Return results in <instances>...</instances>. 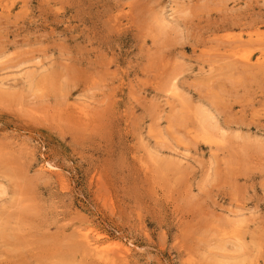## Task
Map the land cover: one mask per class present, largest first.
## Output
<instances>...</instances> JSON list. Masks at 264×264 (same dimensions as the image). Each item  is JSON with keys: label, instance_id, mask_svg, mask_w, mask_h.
Returning <instances> with one entry per match:
<instances>
[{"label": "rangeland", "instance_id": "1", "mask_svg": "<svg viewBox=\"0 0 264 264\" xmlns=\"http://www.w3.org/2000/svg\"><path fill=\"white\" fill-rule=\"evenodd\" d=\"M87 237L264 264V0H0V264Z\"/></svg>", "mask_w": 264, "mask_h": 264}, {"label": "bare ground", "instance_id": "2", "mask_svg": "<svg viewBox=\"0 0 264 264\" xmlns=\"http://www.w3.org/2000/svg\"><path fill=\"white\" fill-rule=\"evenodd\" d=\"M198 7V6H197ZM172 9V8H171ZM170 15V14H169ZM162 16V15H161ZM163 18V17H162ZM164 20V19H163ZM163 20H162V24L163 25H165L164 24V22H163ZM167 20V19H166ZM165 20V21H166ZM168 21V20H167ZM159 27V26H158ZM161 28V27H160ZM181 29V28H180ZM158 33V32H157ZM248 59V58H247ZM245 60V59H244ZM248 61V60H247ZM252 62V61H251ZM250 63V62H249ZM241 64V63H240ZM172 83H174V82H172ZM176 85V84H175ZM170 86V85H169ZM171 86H173V85H171ZM174 87V86H173ZM177 87V86H176ZM174 89V88H173ZM179 89V88H178ZM172 90V89H171ZM174 91H176L175 89H174ZM173 91V92H174ZM172 92V91H171ZM178 92V91H177ZM181 92V91H180ZM175 93V92H174ZM87 107V106H86ZM80 109V108H79ZM82 109V108H81ZM76 111V113L78 112L77 111V109L75 110ZM84 111V110H83ZM86 112V111H85ZM85 112H84V115H86L85 114ZM87 113V112H86ZM77 114H80V111L77 113ZM81 115V114H80ZM205 121V120H204ZM203 121V122H204ZM207 121V120H206ZM202 122V123H203ZM213 127V126H212ZM218 131H219V129H218ZM220 131H221V128H220ZM226 131V130H225ZM220 135V134H219ZM224 138V137H223ZM222 139V138H221ZM224 140V139H223ZM240 218V217H239ZM239 224V223H238ZM86 236H87V234H86ZM86 236H83V237H86ZM86 242H85V244L86 245H88V248L90 249V251L91 252H93L95 255H97V256H99L101 259H103V260H106V263L108 264V262H107V260L108 261H113V259L115 258V255H112L111 256V254H109V255H104L103 253L104 252H102V250L103 251H105L104 249H103V247H102V250H101V245L97 242V241H93V240H90V238H86ZM56 245V244H55ZM114 247H115V249H117L116 251H117V253H116V255L118 254V255H120L121 256V258H122V256H126L127 254H128V252H130V249L128 250V247H124L123 245H121V244H119V243H116V244H114ZM82 249V248H81ZM76 250V249H75ZM79 251V250H78ZM82 251V250H81ZM84 252V251H83ZM86 252V251H85ZM109 252V251H108ZM91 255H93V254H91L90 253V255L88 254V256H91ZM129 255V254H128ZM91 258H92V256H91ZM117 258V257H116ZM120 258V257H119ZM93 259H94V257H93ZM123 259H125V258H123ZM126 259H127V257H126ZM115 261V260H114ZM104 262V261H103ZM116 262V261H115ZM112 263V262H111Z\"/></svg>", "mask_w": 264, "mask_h": 264}]
</instances>
